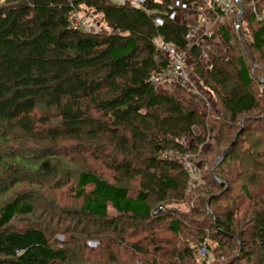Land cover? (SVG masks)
<instances>
[{
  "label": "trees",
  "instance_id": "16d2710c",
  "mask_svg": "<svg viewBox=\"0 0 264 264\" xmlns=\"http://www.w3.org/2000/svg\"><path fill=\"white\" fill-rule=\"evenodd\" d=\"M176 1L198 4L150 0L148 14L115 0H0V264H108L105 247L117 242L108 238L94 259L85 257L78 246L96 235L87 225L70 227L73 235L60 247L52 244L42 224L16 229L12 220L34 214L38 197L31 190L2 198L25 176L48 178L56 188L74 178L75 194L84 200L80 209L69 213L81 225L94 220L119 235L126 234L124 227L130 224L148 229L141 240L131 243L135 252L146 253L142 264H188L193 256L200 257L198 248L204 243L211 252L208 238L217 241L220 251L216 261L203 259L205 264H264V200L252 202L264 183V139L252 143L247 136L248 147L235 156L239 164L224 167L241 145L246 128L240 129L214 169L216 179L208 172L206 185L197 191L200 206L194 205L192 211L207 216V228L201 227L206 220L188 221L186 213L166 207L170 201L189 199L183 195L190 181L183 157L195 153V144L204 140L208 129L220 127L217 134L229 138L233 123L260 110L245 59L239 57L236 66L222 57L204 64L200 46L187 45L188 23L169 17V6ZM239 1L243 8L239 28L219 19L217 34L228 47L238 35L243 41L247 35L252 48L262 54L264 0ZM80 8L97 12L104 29L74 28L72 17ZM156 15L164 18L163 25L155 23ZM159 37L187 53L193 73L219 99V119H207L178 91L151 81L154 71L169 64L157 49ZM82 152L101 159L113 181L86 166L76 169L74 154ZM192 163L202 168L206 161ZM176 191L180 199L172 198ZM235 194L241 196L239 202L249 200L255 208L248 204L240 212L227 205L236 200ZM226 195V205H217ZM207 198L212 213L204 211ZM50 204L56 209L53 201ZM110 209L115 217H110ZM164 223L172 236L167 240L153 233L154 225ZM185 230L195 234L185 236ZM244 237L250 238L246 250ZM228 242L236 248L231 253L222 250ZM115 263L121 264L120 259Z\"/></svg>",
  "mask_w": 264,
  "mask_h": 264
},
{
  "label": "rangeland",
  "instance_id": "374dc122",
  "mask_svg": "<svg viewBox=\"0 0 264 264\" xmlns=\"http://www.w3.org/2000/svg\"><path fill=\"white\" fill-rule=\"evenodd\" d=\"M242 7V6H241ZM240 5L235 6V10L233 15L231 16V24L233 25L237 22L238 24L241 23L242 20V14L240 15L241 11ZM86 9V8H81ZM243 10V8H242ZM83 11V10H82ZM85 13V12H84ZM98 18H101V16L98 14ZM241 17V20L239 21V18ZM189 23L195 25L194 22V15H190ZM238 35V34H237ZM236 37V36H235ZM238 37H240L238 35ZM236 37L234 39V42L230 47L225 46V44L221 41L218 43L217 47L214 48L212 53L210 54V57L208 60L211 62L214 59L218 57H222L224 59L230 58V60L234 62V65L236 66V60L239 57H242L245 59L247 65L250 67V73L253 76V83H252V89L254 91V95L257 97V99L260 102V110H256L250 113H245L241 116L240 119H238L235 123H233L232 129H228L229 131V138L228 135L224 137L221 134H217V131L219 130L220 122L217 120H214V122L217 123V129L215 131H208L206 132V136H202L204 140L201 142H198V144H195V153H186V155L183 157V159L188 163L186 168L189 170L190 175V181L188 183L187 188L185 187V191L183 192V195H186L188 197L189 201L187 202H177V201H170L168 204L165 203L167 206V209L178 211L181 213H186L185 217L186 219L192 220V219H201L206 220V222L203 224L201 223V227L207 228L208 224L210 223L207 219V216H203L202 214H197L196 212L192 211V207L195 205V207L200 206V203L198 201V190L199 188H203L206 185V181L204 177L208 174V172L211 174V176L216 179L215 173L213 170V167L215 166L216 161L218 158L222 155L224 150L227 147H230L229 145H232L231 143L235 140V137L237 133L242 128H246L245 134L240 138V141H242L241 145L238 146L236 152L234 151V154L232 156V159L228 160L224 167L228 169L230 165H238L239 163L235 161V156L241 155L243 149L248 147L247 142L245 141L248 139L247 136H249L252 143L254 141L258 140L259 138L264 139V53L260 54L259 51H255L251 45V39L249 36H244V41ZM189 59V58H188ZM207 60V61H208ZM186 64L189 65L190 62L186 58ZM170 85H173L169 82H162L158 83L157 86L159 88H169L174 89L184 97L185 101L190 105L195 107L199 110V112L203 113L205 117L209 120L213 119H219L222 115V107L220 105L219 99L215 96V94L209 90V88H206V86L203 85L202 81L198 80L197 82V90L198 92L195 93L194 91H190L188 94L182 89L175 88V87H169ZM232 125V124H231ZM208 128H210V125H208ZM197 130V129H196ZM252 133V134H251ZM219 138H221L219 140ZM228 138V139H227ZM70 143H67L66 146H70ZM245 153V152H244ZM86 152H82L80 154H74L76 157V169L82 166H86L85 168L90 169L93 172H97L101 174L104 178L109 179L110 181H113L112 171L107 169L105 165L103 164L102 160H96L95 157L86 155ZM193 161H206V163L203 165L202 168H198L196 165H193ZM264 164V159L262 160ZM190 165V166H189ZM218 166V165H217ZM216 166V167H217ZM215 167V168H216ZM264 173V171H263ZM32 179H36L37 182L31 181ZM32 182V183H31ZM76 181L74 178H72L70 184L61 186L60 188H56L52 185V182L48 178H38V177H32V176H25L21 181H19L13 188H11L7 194H5L4 198L2 200H8L10 198H13L16 194H24L31 190L35 191L36 194V211L34 214H31L29 216L24 217L23 215H17L12 220V225L16 227V229H23L28 226L36 225V224H42V228L47 230V235L50 237V240L54 246L60 247L65 244V241H68V239L73 235V232L68 229L70 227L74 228L75 226L78 227V229L82 228L83 226L87 225L88 228L91 231H95L96 235L92 237L90 240H84L83 242H79L78 246L82 249L83 254L85 257L91 256L94 259L97 258L98 252L100 249L109 243L108 238L117 239V242L113 245L106 246V254H108V257L105 256V261L107 259L108 264H117L115 263L116 258L120 259L121 264H142V260L145 259L146 253L145 252H135L134 249L131 247V243L137 242L142 239L145 235H147L149 232L148 229H143L142 227H134L136 225L133 224V226H130L132 221L130 220L128 223L130 225H127L124 227V230H126V234L119 235L117 232H114L112 230V227H106L103 225H99V223H96L93 221H85L82 223L78 222L77 217H73L70 215L69 211H74L80 209L83 198L77 197L75 194V190L73 187H75ZM90 189V187H88ZM184 189V188H183ZM213 191H217V189H213ZM259 194L257 195L256 199H254L252 202H258L259 200H264V183L263 186L259 189ZM179 191H176L172 194L174 196L172 198L180 199L178 196H176ZM32 193V191H31ZM134 193V192H132ZM203 195V192H201ZM217 193V192H215ZM227 196L224 197V199L221 202V204L217 205H226L227 203ZM263 196V197H262ZM235 201L234 202H228L233 208H240V212L243 211L248 204H250V207L255 208L251 203V201L246 200L239 202V200H242L241 196L239 194H235ZM190 198L192 199L190 201ZM1 200V199H0ZM208 200V198H207ZM55 203V207H51L50 203ZM206 201V199H205ZM239 202V203H238ZM261 202V201H260ZM236 204V205H235ZM205 213H212L213 212V204L209 203L207 204V201L203 205ZM200 209V208H199ZM239 210V209H238ZM235 212V211H234ZM240 212L236 213V216H241ZM116 212L114 210L110 209V217H115ZM223 214V213H222ZM223 220L224 217L221 216ZM128 219V218H126ZM200 220V221H201ZM137 223V222H136ZM144 224H148L145 222ZM121 226V225H120ZM154 234L159 239H170L171 234L167 230V225L164 223L160 224V226L154 225ZM148 228V227H147ZM104 231V232H103ZM185 236H189L192 234H195V232H190L189 230H185ZM134 233V234H132ZM212 233V232H211ZM123 235V236H122ZM120 237H123V241L120 242ZM250 241L249 237H244V242L246 245H244L245 250L247 249L248 243ZM207 242L210 243L211 252H212V258L211 261H216L218 258H216V255L219 253L218 244L217 241H215L214 238H208ZM64 243V244H63ZM240 243V241H239ZM145 245V244H144ZM143 245V246H144ZM229 245V242L226 243L223 247V251L231 253L234 249L236 250L235 246ZM145 251V250H144ZM236 252V251H235ZM234 252V254H235ZM144 254V255H143ZM233 254V255H234ZM102 256H99L100 259ZM203 258L199 255L193 256V259L189 261L188 264H205L203 263ZM219 260L223 261L224 258L220 257ZM81 264V263H80ZM87 264H97V263H87Z\"/></svg>",
  "mask_w": 264,
  "mask_h": 264
},
{
  "label": "built area",
  "instance_id": "2783aa9c",
  "mask_svg": "<svg viewBox=\"0 0 264 264\" xmlns=\"http://www.w3.org/2000/svg\"><path fill=\"white\" fill-rule=\"evenodd\" d=\"M115 1L121 5L128 4L132 7L143 9L150 14L147 8V3L150 0ZM236 5H240L239 0H198V4L195 5L176 1L169 6V17L178 24L183 22L188 23L189 29L186 33L187 45L189 48L196 45L200 46L201 61L209 66L212 61L210 62L208 58L214 48L217 47L218 43L221 42L217 34L218 20L221 19L226 21L227 25H230V15H233ZM192 14L194 15L195 25L190 24L188 20L189 16ZM97 15L98 13L91 9H76L72 17V26L76 29H82L88 32L102 31L104 29V23ZM154 21L159 26L164 24V18L160 15H156ZM238 23L239 22L236 23L237 28H239ZM156 44L157 49L169 58V64L159 71H154L150 78L151 81L156 84L169 82L173 84L169 87H176L179 85L184 89L197 93V82L199 79L191 70L190 64H186V58L188 60L187 53L181 51L174 44L166 42L162 37L158 38ZM168 154L170 156L173 155L172 151ZM183 161L185 165L188 164L184 159ZM198 253L205 260L209 261L212 258L206 243L198 248Z\"/></svg>",
  "mask_w": 264,
  "mask_h": 264
},
{
  "label": "water",
  "instance_id": "95a60500",
  "mask_svg": "<svg viewBox=\"0 0 264 264\" xmlns=\"http://www.w3.org/2000/svg\"><path fill=\"white\" fill-rule=\"evenodd\" d=\"M242 5L240 4V7H241ZM242 12H243V10H242V7H241V11H240V15L242 14ZM241 20V17L239 18V21ZM230 148V147H229ZM229 148H227L223 153H222V155L218 158V160L216 161V163H215V166L213 167V170L215 169V167L225 158V156H226V154H227V152L229 151ZM209 201H210V199H208V201H207V204H209Z\"/></svg>",
  "mask_w": 264,
  "mask_h": 264
}]
</instances>
